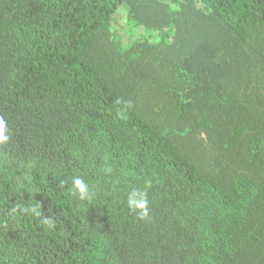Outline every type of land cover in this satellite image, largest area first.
Returning <instances> with one entry per match:
<instances>
[{
  "label": "trees",
  "instance_id": "16d2710c",
  "mask_svg": "<svg viewBox=\"0 0 264 264\" xmlns=\"http://www.w3.org/2000/svg\"><path fill=\"white\" fill-rule=\"evenodd\" d=\"M0 120V264H264V0H0Z\"/></svg>",
  "mask_w": 264,
  "mask_h": 264
},
{
  "label": "clouds",
  "instance_id": "9594fccd",
  "mask_svg": "<svg viewBox=\"0 0 264 264\" xmlns=\"http://www.w3.org/2000/svg\"><path fill=\"white\" fill-rule=\"evenodd\" d=\"M8 139V137L5 135V123L3 120H0V142H4ZM77 188H80L83 190V185L81 184L80 180H76V185ZM142 206V205H139Z\"/></svg>",
  "mask_w": 264,
  "mask_h": 264
},
{
  "label": "rangeland",
  "instance_id": "374dc122",
  "mask_svg": "<svg viewBox=\"0 0 264 264\" xmlns=\"http://www.w3.org/2000/svg\"><path fill=\"white\" fill-rule=\"evenodd\" d=\"M126 21V18L125 19H123V21L122 22H125ZM125 34H127V30H126V32H124Z\"/></svg>",
  "mask_w": 264,
  "mask_h": 264
}]
</instances>
